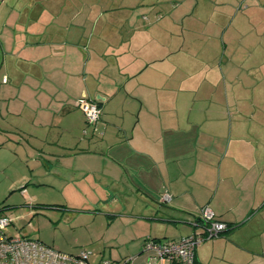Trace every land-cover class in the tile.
Instances as JSON below:
<instances>
[{
	"label": "crops",
	"instance_id": "obj_1",
	"mask_svg": "<svg viewBox=\"0 0 264 264\" xmlns=\"http://www.w3.org/2000/svg\"><path fill=\"white\" fill-rule=\"evenodd\" d=\"M28 1L29 14L36 5L38 13L28 23L20 14L13 38L0 24V96L11 129L41 140L56 119L61 132L80 133L89 125L77 103L95 101V147L73 153L109 176H135L130 184L149 209L143 235H190L181 230L201 228L194 223L209 205L231 226L220 237L246 250L235 261L202 243L197 264H264V102L256 103L264 85L251 83L264 81V0H198L161 24L134 8L123 22L98 23L123 12L124 0ZM165 191L171 199L162 202Z\"/></svg>",
	"mask_w": 264,
	"mask_h": 264
},
{
	"label": "rangeland",
	"instance_id": "obj_2",
	"mask_svg": "<svg viewBox=\"0 0 264 264\" xmlns=\"http://www.w3.org/2000/svg\"><path fill=\"white\" fill-rule=\"evenodd\" d=\"M197 1L124 0L121 3L123 12H119V8L108 11V16L101 15L98 23L123 22L129 8H134L149 20L153 19L161 24L165 18H178L193 9ZM218 1L221 3L226 0ZM95 2L102 6L108 4V0ZM109 4L120 6L118 0H109ZM28 7V0H0V24L7 22L11 38L16 34L14 22L20 14L21 19H26L28 23L38 13V5L30 8L33 9L30 14ZM95 10L99 12L100 6H96ZM158 19L160 20L157 21ZM241 74L245 77L244 73ZM251 83L256 84V89L264 85V81L261 86L257 85L256 79ZM257 100L259 103L264 102L262 97L256 95V103ZM7 105V100L0 96V208L4 215L12 219L11 226L5 232L12 236L40 240L65 253L84 249L92 253L91 263L109 259L114 264H123L124 261H130V264H148L151 253L144 252V244L151 236L143 235L149 225L141 217L145 214L148 202L130 184L135 176L123 179L120 175L109 176L107 170L101 169L99 161L90 163L73 153L75 148L94 145L91 142L92 125L88 124L80 133L73 128L70 133H65L60 131L55 119L47 127L46 131L50 134L38 140L11 129L6 121L9 118ZM23 126L25 131H31L35 125L30 123ZM59 132L62 133V139L59 138ZM109 178L122 183L120 186L117 184L118 187L109 186ZM186 226L189 229L181 232L187 233L188 230L193 234L192 226ZM202 230L199 227L196 232L200 233ZM206 244H215L217 253L227 250L232 253L230 257L235 261L244 259L237 250L246 249L238 245V241L232 243L226 238L217 237L202 245ZM254 249H260L257 241ZM256 258L263 260L259 255ZM221 261L219 259L213 262H231Z\"/></svg>",
	"mask_w": 264,
	"mask_h": 264
},
{
	"label": "built area",
	"instance_id": "obj_3",
	"mask_svg": "<svg viewBox=\"0 0 264 264\" xmlns=\"http://www.w3.org/2000/svg\"><path fill=\"white\" fill-rule=\"evenodd\" d=\"M77 106L84 112L89 125L99 121L101 110L95 101L84 96ZM170 199V193L165 191L162 202ZM11 224L9 216L0 214V264H114L109 259L91 263L92 253L84 249L74 254L65 253L40 240L8 235L5 231ZM194 225L201 226L202 232L175 240L148 237L144 244V252L151 253L148 264H197V247L206 240L220 237L227 229V224L216 218L209 205L202 208L201 221ZM123 264H130V261H124Z\"/></svg>",
	"mask_w": 264,
	"mask_h": 264
},
{
	"label": "trees",
	"instance_id": "obj_4",
	"mask_svg": "<svg viewBox=\"0 0 264 264\" xmlns=\"http://www.w3.org/2000/svg\"><path fill=\"white\" fill-rule=\"evenodd\" d=\"M226 224H227V223H226ZM230 227H231V226L227 224V229L223 232V234H225V233H227L228 231H230ZM223 234H222V235H223Z\"/></svg>",
	"mask_w": 264,
	"mask_h": 264
}]
</instances>
